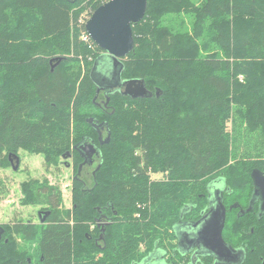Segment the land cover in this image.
<instances>
[{"label":"trees","instance_id":"1","mask_svg":"<svg viewBox=\"0 0 264 264\" xmlns=\"http://www.w3.org/2000/svg\"><path fill=\"white\" fill-rule=\"evenodd\" d=\"M107 1L0 0V167L12 166L10 153L21 164L24 150L47 169L63 158L75 168L71 208L48 178L21 182V204L39 209L0 223V264H136L156 249L179 254L176 228L209 208L210 185L226 187V209L246 207L252 173L264 168V0H148L121 77L141 79L152 96L115 91L102 95V108L91 72L105 51L86 22ZM90 117L107 123L109 142L99 143ZM85 140L100 151L91 185L74 149ZM239 235L249 243L243 264H261L264 215L227 210L224 236Z\"/></svg>","mask_w":264,"mask_h":264},{"label":"water","instance_id":"2","mask_svg":"<svg viewBox=\"0 0 264 264\" xmlns=\"http://www.w3.org/2000/svg\"><path fill=\"white\" fill-rule=\"evenodd\" d=\"M147 5L148 0H108L94 11L86 22V30L88 34L92 40L105 51L103 59L105 60L106 56L108 62H113L114 68L117 69L116 79H118L119 82L114 86L111 93L120 91L123 95L132 98L152 96V93L146 88L144 81L141 79L122 80L121 77L124 68L122 58L126 57L135 48V37L132 26L144 18L147 11ZM53 60L54 59H52L51 62ZM97 64L98 62L94 64L91 72V76L97 86L94 101L98 98L101 90V76L97 74ZM111 93L109 92V94ZM108 102L109 99L107 100L106 105H108ZM98 105L100 106L99 103ZM88 122L98 131L101 140V127L106 128L107 123L99 122L92 117L88 118ZM106 142H109V135L105 140H101L100 143L104 144ZM82 143L75 145L74 147V149L78 150L81 155L82 151H87V149L89 150V154H94L97 151V148L93 143H88L86 145H83ZM13 157H15L14 160ZM82 157L84 158V161L79 166V172H81L82 167L88 160L87 157H84L83 155ZM9 160L13 169L17 170L20 166V157L15 153H10ZM256 174L258 175V173H255V175ZM256 182L259 183L264 193V176ZM218 207L217 211L213 213L210 212L206 215L207 220L203 229L204 236L202 238L206 247L214 252L217 251L221 253V250L224 251L228 248L223 238L226 207L222 202H219ZM3 232L4 228L0 224V240Z\"/></svg>","mask_w":264,"mask_h":264},{"label":"flooded vegetation","instance_id":"3","mask_svg":"<svg viewBox=\"0 0 264 264\" xmlns=\"http://www.w3.org/2000/svg\"><path fill=\"white\" fill-rule=\"evenodd\" d=\"M105 58L107 60L106 63L100 61V66L97 72V74L101 76L100 78L101 90L98 99L101 95L107 97V95H109V92L111 93L114 86L119 82V80L116 79L117 69L114 68L113 62L109 63L108 58L106 56ZM99 104L100 107L107 108L105 99H103V104L101 103ZM101 128H102L101 140H105L106 128L105 127L104 128L101 127ZM98 140L100 143L101 140L99 136H98ZM88 143H93L96 146L98 152L96 151L94 154H89L88 149L87 151L86 150L82 151V155L88 158L84 166L92 165L95 159L100 158L99 146L95 143L94 140H85L82 144L86 145ZM14 159L15 157H13V160ZM94 172L95 171H93V173ZM255 173H258V175L257 174L255 175ZM79 174L81 175V172H79ZM252 175H253L255 187L252 197L249 198V202L247 206L239 207L238 204L235 203L234 205L227 207L226 213L227 210H232L234 208L237 209L239 215H243L245 216V218L252 219L254 217H257L260 219L261 216L264 215V193L259 183L256 182L260 180L262 176H264V168L260 170H254ZM225 189L226 187L219 180L213 182L210 185L209 208L206 211H202L201 216L198 219H196L194 222L189 221L186 223H181L176 228L177 241L179 245L178 247L179 254L175 252L172 253L170 252L169 249L168 250L156 249L152 251V253H150L148 256H146L141 262H138L136 264H243L248 254L247 251L249 248V243L246 240L238 239L241 237L240 235L237 237L236 240L231 239L230 236L226 238L224 236V229H223V238L228 248L227 250L224 251L221 250V253L217 251L214 252L210 250L208 247H206L204 245L202 238L204 236L203 229L206 225L205 222L207 220L206 215L209 214L210 212L213 213L217 211V209L219 208L218 207L219 202H222L221 196L222 193L225 191ZM99 223L102 226L101 229H104L103 225L109 223V220L105 216H103L100 219ZM174 254L178 256V260L174 259ZM261 264H264V260L262 261Z\"/></svg>","mask_w":264,"mask_h":264},{"label":"rangeland","instance_id":"4","mask_svg":"<svg viewBox=\"0 0 264 264\" xmlns=\"http://www.w3.org/2000/svg\"><path fill=\"white\" fill-rule=\"evenodd\" d=\"M85 16L87 17V15ZM85 16L83 17L84 20L86 19ZM183 17L186 18V22H190L187 15L183 14ZM56 65H53L52 69ZM81 67L84 74L86 72L85 62H81ZM77 68L78 66H74L70 69V72H74ZM103 98L101 95L97 99L98 103L103 104ZM231 126L230 124L229 127ZM21 155L22 163L17 170H14L12 166L8 168L0 167V223H14L20 220L21 217L26 220L28 217L36 216L39 206H24L21 204L22 192L20 190V184L23 180L31 177L39 178L40 180L48 178L50 183L59 185L64 195V206L71 208L73 177L75 175L74 160L63 158L57 168L51 167L47 169L43 161V156L31 154L24 150H21ZM66 160L71 162L70 166H67ZM98 163L99 158L95 159L92 165L82 167L80 177L86 181L87 185H91L93 170ZM152 178L161 179L163 178V174L152 173Z\"/></svg>","mask_w":264,"mask_h":264},{"label":"built area","instance_id":"5","mask_svg":"<svg viewBox=\"0 0 264 264\" xmlns=\"http://www.w3.org/2000/svg\"><path fill=\"white\" fill-rule=\"evenodd\" d=\"M83 39H84V40H87V39H88V36L84 35V36H83Z\"/></svg>","mask_w":264,"mask_h":264},{"label":"bare ground","instance_id":"6","mask_svg":"<svg viewBox=\"0 0 264 264\" xmlns=\"http://www.w3.org/2000/svg\"><path fill=\"white\" fill-rule=\"evenodd\" d=\"M90 36V35H89Z\"/></svg>","mask_w":264,"mask_h":264}]
</instances>
